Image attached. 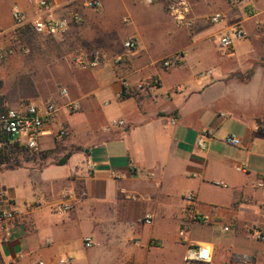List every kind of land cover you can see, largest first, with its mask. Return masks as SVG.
I'll list each match as a JSON object with an SVG mask.
<instances>
[{"label":"crops","instance_id":"0c3cea01","mask_svg":"<svg viewBox=\"0 0 264 264\" xmlns=\"http://www.w3.org/2000/svg\"><path fill=\"white\" fill-rule=\"evenodd\" d=\"M99 1L103 7L95 11L85 0H53L58 18L73 11L82 16L63 35L68 42L102 58L92 70L71 68L65 88L80 109L61 111L64 139L56 138L59 124L47 126L36 153L46 163L20 157L19 167L0 165V212H16L6 222L11 234L0 243V264H57L65 257L73 264H170L167 252L180 246L184 263L187 247L198 243L211 246L210 264H237L240 256L262 264L264 242L253 240L249 230L264 229V190L255 186L264 178V68L252 73L264 0H243L238 7L229 0H185L191 27L178 24L165 1ZM16 8L29 18L36 14L27 0H0L1 45L21 40ZM218 12L225 20L214 25L210 17ZM235 26L247 38L222 58L220 38ZM130 39L138 43L131 52L124 47ZM212 42L220 59L206 66ZM13 53L5 49L3 57ZM176 56L174 66L160 65ZM249 72L245 81L234 76ZM44 96L32 99L46 101ZM52 99L67 102L60 95ZM120 121L123 126L109 127ZM205 130L212 136L200 150L197 139ZM229 135L239 137L241 147L227 144ZM66 152L70 157L59 164ZM238 165L247 172L237 171ZM189 192L196 193L203 220H187L184 242L179 231ZM67 199L71 210L58 211L56 205ZM148 216L151 224L145 223ZM198 224L215 230L198 239L192 233ZM86 237L93 248H85ZM248 241L260 244L259 256Z\"/></svg>","mask_w":264,"mask_h":264},{"label":"built area","instance_id":"2783aa9c","mask_svg":"<svg viewBox=\"0 0 264 264\" xmlns=\"http://www.w3.org/2000/svg\"><path fill=\"white\" fill-rule=\"evenodd\" d=\"M66 4H71L74 0H60ZM147 4H153L157 1H165L168 3L169 9L178 22V24L191 27L192 23L188 21L185 14L189 12V7L185 0H144ZM243 0H229L233 7L241 5ZM28 4L36 9V14L29 18L24 11L18 8L13 10V20L15 32L19 33L23 29L29 28L38 36H63L65 35L71 24H79L82 21V16L79 12H70L64 18H58L52 10L53 0H27ZM85 6L95 11H100L103 7L102 2L99 0H85ZM225 20V16L218 12L210 17V22L218 25ZM247 38V33L241 26L232 27L228 32L223 34L220 38L219 55L222 58L231 57L235 48V42ZM125 49L134 51L138 47L135 39H130L124 44ZM0 57H3V52L0 50ZM101 54L99 52L87 53L78 50L72 56L73 67L79 71H87L95 69L99 66L101 61ZM180 57L165 58L160 61V65L164 68H169L177 64ZM210 73L208 72L207 75ZM153 83H157L156 80ZM60 96L67 100L64 105H60L55 101H42V102H28L18 108H9L0 110V135L10 136L11 139L20 145L25 146L29 151L38 153L41 150V140L46 133V128L49 124H59L57 127L56 138L62 140L67 136V128L59 123V115L63 109L70 113H75L80 109L77 102L69 99V91L63 88ZM172 122L175 124L177 119L174 118ZM123 126L124 122H114L112 126ZM109 129V128H107ZM212 132L210 130L203 131L197 139V147L200 150L207 148L208 142L211 139ZM225 142L233 147H241L242 142L239 137L229 135ZM239 172H247L245 165L236 166ZM256 188L264 190V178L257 180ZM185 201V218L186 221L182 223L179 236L184 242H187L188 221L202 220L197 205L198 199L194 192H189L184 197ZM71 204L68 199L56 205L58 211L71 210ZM16 218V212L13 210L0 212V243H4L10 238V228L6 222L12 221ZM152 217L148 216L145 223L151 224ZM229 230V228H226ZM249 235L253 240L264 242V229L259 226L250 228ZM85 248H93L95 243L91 237H86L83 240ZM264 261V254L262 255ZM213 260V251L210 245L198 243L189 245L186 249L184 256V264H210ZM35 264H45L44 261H38ZM57 264H73L72 258H61ZM237 264H253V260L249 257L240 256L237 258Z\"/></svg>","mask_w":264,"mask_h":264},{"label":"rangeland","instance_id":"374dc122","mask_svg":"<svg viewBox=\"0 0 264 264\" xmlns=\"http://www.w3.org/2000/svg\"><path fill=\"white\" fill-rule=\"evenodd\" d=\"M257 31L262 37L259 44L260 54L258 59L253 61V70L258 67L264 68V23L257 25ZM19 35L21 39L16 45L4 46L0 44V50L12 49L14 53L7 57H0V107L18 108L21 105L34 101L38 95H45L46 101H53L60 95V92L65 88L66 82L73 67L72 56L79 49L73 43L68 42L65 36H38L31 32ZM216 52V43L210 45V56L206 58L202 64L211 65L219 60ZM233 65V62H230ZM251 72L242 74L238 77L245 81L251 77ZM60 147L65 145L60 144ZM67 155V152L65 153ZM61 157H56L60 159ZM40 155L37 156V164L44 165L46 162L38 161ZM46 161V160H45ZM203 220V218H202ZM192 222H201L192 220ZM189 230V227H188ZM213 227L207 224H198L192 228L193 236L198 239H205L210 234ZM251 245L252 255L262 253L260 244L255 241H248L247 246ZM249 248V247H248ZM169 255L170 264H184L182 257L184 248L172 247L167 252ZM261 261L258 258V262ZM262 264L264 262L262 261Z\"/></svg>","mask_w":264,"mask_h":264},{"label":"trees","instance_id":"16d2710c","mask_svg":"<svg viewBox=\"0 0 264 264\" xmlns=\"http://www.w3.org/2000/svg\"><path fill=\"white\" fill-rule=\"evenodd\" d=\"M31 32L35 34L31 29L26 28L19 32V34H26ZM1 108L0 110H4ZM0 165L5 166L8 169H14L21 165L20 157H24L25 161H30L36 159L38 155L42 154H32L25 146L20 145L19 143L13 141L10 136L0 135ZM71 153H68L64 158L59 161V164H64ZM201 221V220H200Z\"/></svg>","mask_w":264,"mask_h":264}]
</instances>
